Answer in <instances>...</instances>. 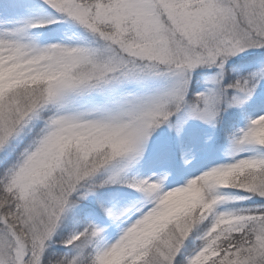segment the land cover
I'll list each match as a JSON object with an SVG mask.
<instances>
[{
    "label": "snow or ice",
    "instance_id": "1",
    "mask_svg": "<svg viewBox=\"0 0 264 264\" xmlns=\"http://www.w3.org/2000/svg\"><path fill=\"white\" fill-rule=\"evenodd\" d=\"M0 264H264V0H0Z\"/></svg>",
    "mask_w": 264,
    "mask_h": 264
}]
</instances>
